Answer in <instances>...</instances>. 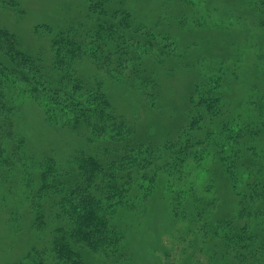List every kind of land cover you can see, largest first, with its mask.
I'll return each instance as SVG.
<instances>
[{"label": "trees", "instance_id": "16d2710c", "mask_svg": "<svg viewBox=\"0 0 264 264\" xmlns=\"http://www.w3.org/2000/svg\"><path fill=\"white\" fill-rule=\"evenodd\" d=\"M82 1L84 20L56 32L50 53H29L0 27V223L11 231L27 217L43 243L6 264L126 261L123 217L143 215L161 186L189 246L180 264H264V0L229 8L230 0H163L155 22L139 15L141 0ZM170 3L200 8L192 17L178 9L180 25L193 19L204 28L217 16L218 27H241L250 64L245 73L225 62L205 72L188 94L185 126L154 144L116 106L110 84L156 107L158 68L180 55L161 29ZM28 105L73 140L33 150L22 119ZM216 176L231 192L226 210Z\"/></svg>", "mask_w": 264, "mask_h": 264}, {"label": "rangeland", "instance_id": "374dc122", "mask_svg": "<svg viewBox=\"0 0 264 264\" xmlns=\"http://www.w3.org/2000/svg\"><path fill=\"white\" fill-rule=\"evenodd\" d=\"M3 1L0 0V27L15 33L23 48L32 54L42 51L50 53L53 35L72 23L83 21L86 15L82 0H12L9 5H5ZM162 3L163 0L137 1L136 10L143 18L155 22L160 16H165L164 10L161 9ZM233 4L234 0H230L223 6L229 8L228 6ZM217 5L218 3L215 4ZM178 9L181 10L180 13ZM176 13H179V16L182 13H188L190 17L200 16V8L184 9L170 3L167 10L168 19L164 21L161 18L166 24L161 29L170 30L178 43L180 55L176 59L167 60L158 68L160 94L156 107L151 110L140 102L137 94L133 95L125 87L110 84L116 106L129 117L139 120V134L152 139L154 144L169 136H175L176 132L185 126L188 94L205 72H212L225 62L226 66H232V70L239 72L238 69H241V73H245V65L250 64L245 62L248 55V49H245L247 36L242 33L241 27L225 28V23H218L221 26L218 27L216 22L219 20L214 22L217 16L210 18L208 23L211 25L204 28L194 24L193 19H188L186 24L180 25L177 23ZM47 26L52 32L47 30ZM236 60H240V63L235 64ZM246 77L251 78L252 73L249 71ZM243 82L244 77L240 85ZM245 84L243 83V86ZM24 111L26 113L22 119L33 150L40 149L44 152L53 146L60 147L63 140H73L71 136L46 127L39 119L38 112L30 105L24 108ZM215 179V187L219 185L218 193L223 202L222 207L226 210L231 205V192L221 177L216 176ZM22 210L26 211V208H18L17 213L20 214ZM123 218L128 227V258L126 257V261L113 263L96 256L90 259L93 264H180L186 257L189 246L183 229H174L164 186L158 188L143 215L129 214ZM25 220L29 224L27 217L19 218L11 231L6 223H0V264L19 259L29 247H42V241H38V235L28 227ZM18 224L24 227L19 233L16 230Z\"/></svg>", "mask_w": 264, "mask_h": 264}]
</instances>
